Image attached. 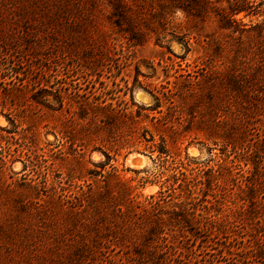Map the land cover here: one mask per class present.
Instances as JSON below:
<instances>
[{"label": "trees", "instance_id": "trees-1", "mask_svg": "<svg viewBox=\"0 0 264 264\" xmlns=\"http://www.w3.org/2000/svg\"><path fill=\"white\" fill-rule=\"evenodd\" d=\"M169 1L193 21L216 18L234 61L216 92L200 87L199 78L207 77L204 82L209 84L208 75L187 73L184 103L171 104L180 109L181 118L187 116V132L198 131L221 147L225 161L242 160L263 172L259 149L264 130L259 123L264 112V0ZM139 2L0 0V96L15 100L16 107L31 102L51 114L67 112L69 121L95 125L97 133L107 131L111 144L133 140L137 120L149 119L145 109L133 114L128 107L100 101L102 96L91 99L94 95L71 92L51 64L79 60L86 77L96 74L115 45L99 14L129 42L144 43L156 22ZM163 20L157 23L166 25ZM182 42L188 48L189 42ZM29 62V68L22 69ZM5 106L0 105V115L14 124L11 113L3 114ZM152 120L157 121L160 140L144 129L135 141L157 154L152 159L159 170L142 179L161 184L154 195L138 192L119 178L115 167L107 170L109 163H93L96 169L85 177L75 171L66 177L38 171V179H0V264H264V239L253 232L238 236L236 231L245 230L246 222L233 225L236 222L216 209L217 197L214 202L208 199L209 191L224 189L223 166L215 169L189 153L180 158L168 145L169 138L174 144L180 133L167 138V127H160L166 123ZM75 154L73 150L71 156L81 164ZM233 170L227 168L230 174ZM198 186L201 197L196 195ZM247 187L258 188L254 183ZM251 200L259 203L254 193ZM247 234L251 239L240 242Z\"/></svg>", "mask_w": 264, "mask_h": 264}, {"label": "rangeland", "instance_id": "rangeland-1", "mask_svg": "<svg viewBox=\"0 0 264 264\" xmlns=\"http://www.w3.org/2000/svg\"><path fill=\"white\" fill-rule=\"evenodd\" d=\"M139 4L144 6L146 14L156 22L155 32L147 35L144 43L136 45L129 42L99 14L103 19L104 29L113 34L115 45L111 53L107 54L109 58L103 59L96 74L86 77L87 71L80 70L79 60L61 59L56 61L59 65L51 64L54 72H59V79L69 85L71 92L94 95L95 97L90 96L91 99L102 96L100 101L105 99L107 104L114 107H128L126 111L133 114L139 111V108L145 109L143 113L149 116V119L137 120L139 124L134 127L136 133L133 134V140L128 143H124V140L118 145L111 144V136L107 131L97 133L95 125L69 121L70 115L67 112H64V115L51 114L35 104L31 105V102L21 107L12 106L16 103L15 100L2 95L0 105H6L2 112L5 115L11 113L15 122L11 124L0 115V179L8 182L24 178L38 179V171H47L51 177H66L69 171H75L78 176L85 177L88 170L96 169L93 163H109L107 170L115 167L119 178L128 182L138 192L146 197L154 195L160 190L161 184L153 178L146 183L142 179L159 170L152 159L157 154H152L145 146L138 145L135 139L147 129L159 141L155 129L157 121L152 120L159 119L166 123L160 127L161 130L167 127L164 132L167 138L172 136L174 131L180 133L176 136L179 139L176 143L172 144L170 138L168 140L169 148L180 155V158L184 159L186 153H189L192 158L215 169L219 165L223 166V174L227 176L224 189L205 192L213 202V198L217 197L216 209L222 217L231 218L232 222H236L233 225L237 226H241V219L246 222L245 230L239 228L236 231L238 236L243 235L240 234L241 231L253 232L264 239V170L257 172L253 164L245 165L242 160L233 164L230 163L232 158L225 161L221 147L213 145L198 131L187 132V116L181 118V111H178L180 109H175L171 104L175 102V106H179L184 103L182 99H185L187 73L208 75L209 84L204 82L207 77H200L199 80L203 83L200 87L212 92L217 91V83L225 80L224 75L234 61L230 48L227 49L225 45L226 39L217 19L211 17L206 22L193 21L182 11H176L169 0H140ZM107 11L106 8L104 16ZM163 18L166 25L160 26L157 21ZM185 40L189 42L188 48L181 44ZM29 65L30 62L22 69L27 70ZM260 118L262 121L259 124L264 130V112L260 113ZM127 124L131 125V121ZM82 125L86 130L82 129ZM171 126L174 128L171 129ZM65 132L70 136L71 142ZM262 134L264 135V131ZM98 135H101V140L97 139ZM251 144L254 145V142ZM73 150L80 155L81 164L71 156ZM102 152L109 153L112 160L107 161ZM259 152L264 157V144ZM212 159L215 161L212 162ZM230 166L234 169L233 174L227 171ZM78 183L84 184L83 181ZM252 183L257 185V191H254L253 187H247ZM72 191L77 192L75 188ZM253 193L261 206L253 205ZM196 195H203L199 186ZM250 239L247 234L240 242H248Z\"/></svg>", "mask_w": 264, "mask_h": 264}]
</instances>
